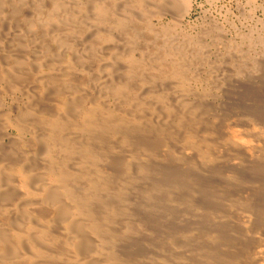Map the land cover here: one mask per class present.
Returning a JSON list of instances; mask_svg holds the SVG:
<instances>
[{"label":"bare ground","instance_id":"1","mask_svg":"<svg viewBox=\"0 0 264 264\" xmlns=\"http://www.w3.org/2000/svg\"><path fill=\"white\" fill-rule=\"evenodd\" d=\"M133 10L124 0H0V97L12 95L15 98L17 94L21 95L14 107L19 113L21 109L18 104L22 103L23 97L29 98L26 102L33 109L41 99L53 102L54 94L61 92L66 103H57L61 106L64 119L70 121L66 113L76 107L75 111L81 112V119L89 117L93 122L104 125L91 127L94 131L114 123V151H118L114 152V158L125 161V164L134 154L128 140L132 146L149 139L157 141L159 147L148 146L153 149H144L150 154L148 158L139 160L138 157L139 161H135L132 170L136 171L143 169L142 165H160L166 157L175 158L180 165L185 164L196 170L191 160L200 158L203 150H206L202 156L204 164L200 167L209 165L208 150H243L246 144L234 131L236 121L228 120L223 125L225 122L222 118L219 117L222 121L217 120L218 115L216 117L209 111L210 108H215V113L219 110L215 103L217 99L213 100V107L207 105L210 107L207 109L208 102H197L200 95L190 89L185 90L184 86L190 79L197 80L198 76H205L218 91L226 93L238 85L248 87L258 84L264 81V52L259 56L260 61L254 58L253 46L256 43L250 40L244 41L245 45L241 47L227 43L222 48L212 50V53L201 48L199 51L193 49L191 53V48L184 47L185 41L184 45L177 44L174 50H170L168 43L175 46L172 39L168 42L159 36L158 41L163 39L167 42V53L168 50L158 49L157 43L161 41H155L157 45L154 46L135 39L133 32L140 33L143 28L136 30L140 23ZM208 57L213 60L212 65L206 62V68L209 66L206 69L203 63L210 60ZM204 58L207 60L203 61ZM190 61L199 65L192 73L187 71L191 68L189 66L186 70L182 69ZM24 105H20L24 109L21 114L34 121L36 115L26 110L27 106ZM4 112V109L0 110V117ZM210 118L214 123L211 128L204 124ZM54 119L53 124L47 123L49 134L46 138L59 135L66 139L68 133H61L65 127L58 118ZM169 127L179 137H168L166 133ZM190 128L193 135L203 141L187 143L191 136L188 134ZM221 129L230 135L228 138L231 142L223 141V144L219 142L216 145L214 136L219 133L216 130ZM39 133L42 135L41 130ZM72 135L68 134L73 138ZM70 137L69 140H72ZM43 138L45 136L41 140ZM73 141L76 142V139ZM247 149L251 150L250 147ZM50 151H42V156L40 153L25 157L21 155V160H18L22 176L16 180H12L7 173L8 168L4 165L6 159L0 156V264H123L120 262L122 260L125 264H134L126 259L128 254L136 257L137 264H191L188 258L179 257V250L172 252V248H165L155 240L136 248L138 245L134 241L138 233L131 230V224L136 221L132 217L135 211L146 208L147 212H144L148 214L144 218L148 219H152L154 214L151 213L154 211L161 215L167 213L163 189L159 194L154 191V187L158 189L159 186L145 178L148 171H142L135 183H129L132 176L127 174L129 170L114 177L113 245L108 238L110 231L104 222L106 220L98 219L92 200L87 198L85 205L68 206L76 198V193L85 192L89 184L88 180L78 182L75 178L76 170L83 172L86 169L85 166L80 167V158L65 150H54L53 154ZM57 151L67 158L65 163L58 162L65 157L58 160ZM100 162L96 163L94 169L99 171L105 164L104 161ZM127 166L122 167L128 169ZM90 169L93 170V167ZM46 173L55 175L56 181L49 183L45 180V183L42 176ZM99 182L90 183V186L97 190L100 185V194L107 198V189ZM21 188H28L38 197L24 199ZM13 194L14 199L11 198ZM175 207L180 209L178 203H174ZM9 231L16 234V241L8 239Z\"/></svg>","mask_w":264,"mask_h":264},{"label":"rangeland","instance_id":"2","mask_svg":"<svg viewBox=\"0 0 264 264\" xmlns=\"http://www.w3.org/2000/svg\"><path fill=\"white\" fill-rule=\"evenodd\" d=\"M124 2L134 9V14L137 16V22L140 25L136 27V30L143 28L139 31L140 33L138 31L133 32V36H136L135 39L154 46L158 44V49L168 50L167 53L169 49L174 50L177 44L182 45L183 43L184 45V41L187 42L184 47L191 48V53L195 49V51H199L200 48L201 50H210L212 53V50L215 51L216 48H222L228 44L237 47L240 45L241 47L245 45L244 41L248 40L256 43V46H253L254 56L256 55L253 56L254 58L260 61L259 56L264 52V50L261 51L264 49V0H124ZM158 37L164 40L167 39L168 42H171V38L175 46L168 43L171 48L167 46L169 48L167 49V42H164L163 39L158 41ZM155 41H161L162 45ZM257 59L255 60L258 61ZM204 60L207 59L204 58ZM212 60L211 58L208 59L203 63V66L206 62L212 65ZM188 66L191 67L190 70H187L190 73L194 71L193 69L197 70L199 68L195 61H190L182 69L186 70ZM187 71L186 73H188ZM204 77L198 76L197 80L196 78L188 80L191 83L187 82L184 89H190L191 92L198 93L201 97L199 96L197 102H208L206 106L213 107V100L217 99L215 103L218 104L219 110L216 113L215 108L209 106L206 108H210L209 111L216 117L218 115L217 120L222 118L225 122L223 125L232 119L236 121L234 131L245 141L246 149L236 151L208 150L207 160L209 165L208 167H200L204 164L202 156L206 150H203L200 158L195 157L191 160L192 164L194 162L196 170L185 164L180 165L175 161V158L166 157V160L160 165L155 164L153 166L154 164H152L151 167L142 165L143 169L136 171L132 170L135 161L148 158L150 154L144 149H153L148 146L157 147V141L149 139L140 145L136 143L132 146L128 140L134 154L130 158V162L125 164V161L117 157L114 158V152H118L117 150L114 151V123H108L107 128H99L95 132L91 127H97V125L100 127V123L93 122L89 117L81 119L79 117L81 112L79 110L75 111L76 107L70 108L66 113L70 121L64 119L61 116L60 105L62 103L64 105L66 99L61 92V94H54L53 102L41 99V102L34 107L36 110L31 109V105H28L29 102H26L29 98H22V103L27 106L26 110H31L36 115L34 121H29L30 118L26 114L24 116L21 114L23 106L20 105L22 103L18 104L21 109L19 113L14 109L17 106V98L21 95L17 94L15 98L11 97L12 95H5L6 98L5 96L0 97V110L4 109L5 111L0 117V156L6 159L4 165L8 168L7 173L10 174L12 180H16L22 176L19 165L21 157L37 155V153L42 156L43 152L46 153V150H51L50 154H53L54 150H65L66 153L80 158L78 159L81 164L80 167L85 166L86 173L84 170L83 172L76 170V172L74 171L77 175L75 178L78 182H80L79 180L82 182L88 180L89 184H87L85 192L76 193V198H73L68 206L83 205L87 198L92 200L93 210L99 215L98 219L101 221L102 219L106 220L104 222L111 233L108 234V238L113 241L114 245V222H112L114 221V177H119L122 172L129 170L127 174L133 176L130 177L129 183L132 181V183H135L142 171H148L145 178L148 182L153 180L152 183L159 186L158 189L155 186L154 191L159 194L161 188L163 189L167 213L161 215L154 211V213H151L154 214L152 219H148L144 218L148 214L145 213L147 212L146 208L144 210L138 208L139 211H135L136 213L132 217H135L136 221L134 220L135 223L131 224V230L136 234L138 233V237L134 241L138 245L136 248L143 247V244L155 240L156 243H162L165 248H172V252L179 250V257L188 258L191 264H264V81L253 85L254 87L238 85L234 87L236 90L233 88L229 93H226L218 91V88L214 87V84L206 77L203 79ZM57 102L62 103L58 105ZM80 103L82 102L80 101ZM39 116L40 119H38ZM54 118H58L60 124L65 127V130L61 132L62 134L72 135L73 133V138L68 134L66 135L67 138L70 137L72 140H69V138L62 139L59 135H55L56 137L50 139L49 137L46 138L49 134L47 123L51 122L53 124L56 121ZM35 122H39L40 125ZM23 123L25 124L23 125ZM30 124L32 129H30ZM204 124L211 128L214 123L210 118L207 121L205 120ZM35 125L42 128H37ZM169 128L170 130L166 131L169 133H166L168 137H179L172 127ZM33 130L36 133L32 132ZM40 130L42 135L39 133ZM84 130L86 134L82 132ZM216 131L221 134L218 133L214 136L215 141H217V143L215 142L216 145L219 142L221 144L231 142V139L228 138L230 135L225 134L222 129ZM188 134L191 136H189L187 143L193 144L199 140L203 141L193 135L194 132L191 128ZM35 135L40 138L37 139ZM44 136L45 139L41 140V137ZM75 139L76 142L73 141ZM168 145L172 148L171 144L168 143ZM249 147L251 150L247 149ZM55 153L58 154H55L58 156V160L65 157L58 151ZM66 160L65 157L64 160L58 162L65 163ZM100 161H104L105 164L98 171L94 168L96 163H101ZM11 163L12 166H10ZM67 163H69V160ZM122 166H127L128 169H124ZM90 167H93V170ZM180 167H187L188 170ZM154 170L156 174L153 172ZM46 174L42 176L44 181L47 180L49 183L56 181L55 175ZM93 182L101 183V186L107 189L105 192H108L109 196L106 198L100 194V185H98L97 190L90 186V183ZM45 183L47 182L45 181ZM21 190L26 200L38 197V194L35 195L29 192L28 188L25 190L21 188ZM60 191L61 195H64L63 190ZM11 198L14 199L15 195L13 194ZM174 203H178L180 209L173 208ZM11 232H7V236L9 234L8 239L16 241V234ZM126 259L134 264L138 263L136 257L132 254H128ZM120 262L125 264L124 260Z\"/></svg>","mask_w":264,"mask_h":264}]
</instances>
